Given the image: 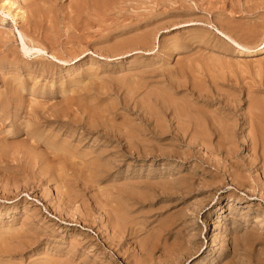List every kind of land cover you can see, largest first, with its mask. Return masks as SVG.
I'll list each match as a JSON object with an SVG mask.
<instances>
[{"label":"rangeland","instance_id":"374dc122","mask_svg":"<svg viewBox=\"0 0 264 264\" xmlns=\"http://www.w3.org/2000/svg\"><path fill=\"white\" fill-rule=\"evenodd\" d=\"M56 263L264 264V0H0V264Z\"/></svg>","mask_w":264,"mask_h":264},{"label":"bare ground","instance_id":"6f19581e","mask_svg":"<svg viewBox=\"0 0 264 264\" xmlns=\"http://www.w3.org/2000/svg\"><path fill=\"white\" fill-rule=\"evenodd\" d=\"M247 8H248V7H247ZM247 8H246V9H247ZM246 9H245V10H246ZM251 9H252V8H251ZM249 10H250V9H249ZM247 11H248V9H247ZM33 27H34V26H33ZM253 28H254V27H253ZM33 30H34V29H33ZM254 30H255V29H254ZM226 31H227V30H226ZM230 32H231V31H230ZM251 32H252V31H251ZM251 32H250V33H251ZM248 33H249V32H248ZM226 36H227V35H226ZM145 37H146V35H143V36H142V41H143V42L145 41V40H144ZM228 37H229V36H228ZM140 38H141V37H140ZM133 50H134V49H133ZM159 97H160V96H159ZM183 105H184V104H183ZM175 107H176V106H175ZM186 109H187V108H186ZM186 109H184V108H176V109L173 110V114H174V116H176V117H182V116H183V118H185V117H186V118H188V117H189V118L192 117L193 114H191L190 111H188V109H187V110H186ZM31 111H32V110H31ZM32 113H34V112L32 111ZM29 114H30V112H29ZM175 114H176V115H175ZM42 115H43V114H42ZM194 117H195V116H194ZM194 117H193V118H194ZM196 118H197V120H196ZM42 119H43V118H42ZM198 119H199V117L196 116V117L194 118V121L199 122ZM188 120H189V119H188ZM188 120H187V122H188ZM192 120H193V119H190V121H192ZM190 121H189V122H190ZM184 122H185V121H184ZM64 123H65V122H64ZM76 123H77V122H76ZM195 123H196V122H195ZM195 123H194V126L196 127V125H198V124H195ZM65 124H66V123H65ZM191 124H192V123H191ZM84 125H85V124H83V126H84ZM89 126H90V125H89ZM95 126H96V125H95ZM95 126H94V127H95ZM83 128H84V127H83ZM86 129H87V128H86ZM91 129H92V128H91ZM177 129H178V128H177ZM197 129H198V128H197ZM197 129L195 128V129H194L195 131H191V132H192V135H193V134H196V135L201 134L200 132H198L199 130L197 131ZM111 130H112V129H111ZM90 131H91V130H90ZM196 131H197V132H196ZM201 131H202V130H201ZM229 132H230V131H229ZM86 133H88V132H86ZM105 133H106V132H105ZM109 134H110V133H109ZM119 134H120V133H119ZM102 135H103V134H102ZM103 136H104V135H103ZM123 137H124V136H123ZM115 138H116V136H115ZM126 138H127V137H126ZM106 139H107V138H106ZM118 139H119V138H118ZM120 139H122V138H120ZM201 139H202V138H201ZM109 140H110V137H109ZM202 140H203V139H202ZM115 141H116V140H115ZM203 141H204V140H203ZM118 142H119V141H118ZM120 142H121V141H120ZM128 143H129V142H128ZM128 143H126V144H128ZM118 145H119V144H118ZM121 145H122V144H121ZM138 145H139V144H138ZM130 146H131V145H130ZM130 146H128V147H130ZM128 147H126V148L128 149ZM138 147H139V146H138ZM138 147H137V148H138ZM207 147H208V146H207ZM123 148H124V146H123ZM126 148H125V149H126ZM132 148H133V147H131L130 149H132ZM142 148H143V147H142ZM126 151H127V150H126ZM126 151L124 150V154H125ZM132 151H136V150H135V149H134V150L132 149ZM127 152H128V151H127ZM129 152H130V151H129ZM137 152H138V151H137ZM137 152H136V154L138 155ZM122 153H123V151H122ZM132 153H133V152H132ZM134 153H135V152H134ZM261 153H262V152H261ZM128 154H129V153H128ZM128 154H127V155H128ZM136 154H134V155H136ZM125 155H126V154H125ZM129 155H130V154H129ZM100 166H101V165H100ZM36 175H37V174H36ZM38 175H39V174H38ZM41 177H42V176H41ZM238 178H239V177H238ZM238 183H239V182H238ZM125 187H126V186H125ZM30 189H31V188H30ZM71 189H72V188H71ZM244 191H245V190H244ZM58 195H59V194H58ZM65 196H66V195H65ZM60 197H61V196H60ZM96 203H97V202H96ZM76 210H77V209H76ZM119 210H120V209H119ZM85 211H86V210H85ZM85 211H84V212H85ZM103 211H104V210H103ZM112 213H113V212H112ZM115 213H116V212H115ZM85 215H86V214H85ZM112 215H114V214H112ZM114 216H115V215H114ZM121 216H122V215H121ZM82 217H83V215H82ZM85 218H86V217H85ZM76 221H77V220H76ZM122 226H123V225H122ZM114 230H115V229H114ZM112 233H114V232H112ZM113 236H114V234H113ZM250 243H251V242H250ZM56 264H57V263H56Z\"/></svg>","mask_w":264,"mask_h":264}]
</instances>
